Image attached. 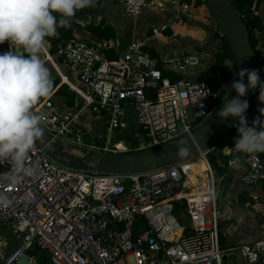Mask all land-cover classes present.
I'll use <instances>...</instances> for the list:
<instances>
[{
    "label": "built area",
    "instance_id": "obj_1",
    "mask_svg": "<svg viewBox=\"0 0 264 264\" xmlns=\"http://www.w3.org/2000/svg\"><path fill=\"white\" fill-rule=\"evenodd\" d=\"M103 3L120 5L129 18L148 7V0H95ZM260 6L257 15L264 26V0ZM165 29L161 25L151 33ZM216 34L221 51L226 37L220 29ZM255 38L263 49L264 71V30H256ZM149 43L148 38L132 41L114 60L107 59L101 47L76 37L58 48L57 56L76 73L79 87H69L82 107L68 113L51 99L43 100L34 110L46 117L44 132L53 141L82 145L85 132L78 119L89 111L106 118L107 132L103 145L90 150L126 153L178 140L214 117L228 94L201 82L170 78L198 68L199 57H155ZM5 45L9 50V42ZM223 65L235 71L233 57L225 58ZM113 136L119 141L113 142ZM214 150L210 147L193 159L151 172L100 174L65 167L36 144L28 161L35 174L15 185L0 180V193L11 201L0 207V224L17 242L0 264H16L32 250L47 252L50 264H219L224 253L218 221L227 211L217 205L215 172L205 158ZM227 156L229 167L236 157L246 163L240 183L257 185L264 193V153L230 148ZM198 163L205 169V193L183 196L185 167L196 168ZM9 168L0 164V174ZM239 252L247 264H264V238L240 246Z\"/></svg>",
    "mask_w": 264,
    "mask_h": 264
},
{
    "label": "crops",
    "instance_id": "obj_2",
    "mask_svg": "<svg viewBox=\"0 0 264 264\" xmlns=\"http://www.w3.org/2000/svg\"><path fill=\"white\" fill-rule=\"evenodd\" d=\"M230 1L242 7L251 0ZM257 2L258 11L261 9L260 0ZM80 22L85 23L86 26L81 27ZM161 25H166V29L157 35H153L151 30ZM99 26H107L111 29L113 37L109 41L101 39L90 30V27L97 28ZM57 30L67 36L64 40L65 44L72 37H76L87 44L99 46L101 49L109 47L112 49L113 60L123 53L132 41L146 38L150 40L149 47L155 57L163 55L178 57L185 54H194L199 57L200 65L198 68H191L179 75L170 76L172 79L198 81L200 74L213 64L215 53L219 51L216 34L219 29L206 8L205 0H148V7L136 18L126 17L120 5L114 3L95 4L93 7L77 11L75 16L71 18L69 25H58ZM64 45L57 44L55 50L51 51L52 45L49 42L47 44L48 51L44 59L52 73L53 89L51 94L42 98L38 104L45 99H51L58 109L68 113H76L82 107V101L78 95L70 90L69 86L79 87L77 76L56 53L57 49ZM5 51H8L5 43L0 44V54ZM101 51L104 54L103 50ZM222 67L226 70L224 65ZM233 72L235 73V71ZM261 79L264 81L263 70L261 71ZM258 97L253 101L256 112L259 108L264 107ZM84 112L80 114L78 119L80 127L87 132H92V130L97 132L94 127H91L90 130L81 125L80 121ZM93 116L101 120L100 116ZM253 119V115L250 114L249 120ZM97 133L100 135L98 140L104 143L106 138L102 137L101 133ZM236 138L237 133L219 143L211 154L215 171L219 175L217 205L221 210L227 211L218 221V243L220 250L224 253L219 264H247L239 252V247L264 238L263 190L257 185L244 186L240 183V175L246 169L245 162H241L239 166L231 167L227 164L229 159L227 151L234 146ZM101 142L93 146L101 147L98 146ZM85 145L86 147L92 146L89 140ZM201 184V179L194 185L185 184V189L182 190L181 195H203L205 191ZM0 232V236L4 239L0 243L2 247L0 249V262H2V259L17 247V242L2 224H0ZM7 244H9L8 247ZM28 253L25 257L29 264H35V259Z\"/></svg>",
    "mask_w": 264,
    "mask_h": 264
},
{
    "label": "clouds",
    "instance_id": "obj_3",
    "mask_svg": "<svg viewBox=\"0 0 264 264\" xmlns=\"http://www.w3.org/2000/svg\"><path fill=\"white\" fill-rule=\"evenodd\" d=\"M93 6L95 0H0V44L9 42V50L0 54V164L10 165L0 180L15 185L35 174L28 161L44 133L41 125L46 117L34 109L53 89L52 73L44 59L47 38L56 35L58 25H69L77 11ZM238 75L240 79L230 85L236 97L227 99L217 115L238 118V136L232 147L237 153H264V119L260 118L264 107L249 126L245 115L249 103L241 99L248 90L259 87L258 99L264 104V81L255 69H242ZM229 163L239 166V157ZM10 203L0 193V207Z\"/></svg>",
    "mask_w": 264,
    "mask_h": 264
},
{
    "label": "water",
    "instance_id": "obj_4",
    "mask_svg": "<svg viewBox=\"0 0 264 264\" xmlns=\"http://www.w3.org/2000/svg\"><path fill=\"white\" fill-rule=\"evenodd\" d=\"M205 4L218 29L225 34L233 55L235 61L233 82L240 79L238 73L242 69H255L259 73L258 60L250 45L248 30L233 3L230 0H205ZM247 82L245 76L244 83ZM257 88L248 90L241 99L247 100L250 104ZM236 95L233 89L227 99L231 100ZM248 110L249 107L246 113ZM237 123L238 118L231 116L221 118L216 114L190 135L158 147L126 153H103L89 149L85 154L80 155L69 150L68 144L53 141L45 132L36 144L48 158L65 167L100 174H138L180 164L197 157L225 138ZM182 149L187 151L182 152ZM160 256L161 252L159 258ZM16 264H29V261L23 256Z\"/></svg>",
    "mask_w": 264,
    "mask_h": 264
},
{
    "label": "trees",
    "instance_id": "obj_5",
    "mask_svg": "<svg viewBox=\"0 0 264 264\" xmlns=\"http://www.w3.org/2000/svg\"><path fill=\"white\" fill-rule=\"evenodd\" d=\"M259 0H251L248 4H244L242 7L237 5L235 2H232L236 11L239 13L240 17L242 18L247 30H248V34L250 37V45L252 47V49L254 50L257 60H258V65H259V76L261 79V71H262V61L260 59V56L262 54V47L259 44L258 39L255 38V31H263L264 30V26L262 23V19L259 15H257V7H258V2ZM256 2H257V6H256ZM198 4H200L199 2H197ZM90 30L95 33L96 35H98L101 39H105L107 41H109L112 37H113V33L111 31V29L107 26L104 27H97V28H91ZM63 33V32H62ZM61 32H59V30L56 31V35L53 37H49L47 38L48 42L52 45V48L50 49L51 51L55 50V47L58 45H64V40L67 38V36H64ZM57 49V48H56ZM103 52L106 55V57L109 60H113V56L111 55L112 49H110L109 47H103ZM227 57H233L228 44H226V42L223 44L221 51H218L215 53L214 56V62L211 66H209L205 71H203V73L200 74L198 81L197 82H201L204 83L206 85H208L210 88H212L213 90L216 89H222L226 94H230V85L232 83V79H233V75L234 72L233 71H227L224 70L222 65L224 62V59ZM262 80V79H261ZM263 81V80H262ZM259 96V87L257 88V92L256 94L253 96V98L250 101L249 104V110L248 112L245 114L249 123V126H252L253 121L260 116L259 111H255V108L253 107V101L254 99ZM224 103V102H223ZM223 103L221 104V106L223 105ZM220 106V107H221ZM219 107V109H220ZM252 114L253 115V120H249V115ZM261 119H264V117H260ZM236 129L233 128L230 133L225 136V138L221 139L219 142H217L216 144H214L211 147H216L220 142H222L223 140L232 137L235 133H236ZM213 161V160H212ZM196 168L198 169V180L202 179V174H201V170L204 172V166L202 163H199ZM205 174V173H204ZM41 254V253H40Z\"/></svg>",
    "mask_w": 264,
    "mask_h": 264
},
{
    "label": "rangeland",
    "instance_id": "obj_6",
    "mask_svg": "<svg viewBox=\"0 0 264 264\" xmlns=\"http://www.w3.org/2000/svg\"><path fill=\"white\" fill-rule=\"evenodd\" d=\"M227 44V42H226ZM162 56H160L161 58ZM217 114V112L214 114V116ZM94 114L90 113L89 111H85L84 114H83V117L81 118V125L82 126H85V128H88L91 130V127H94L95 130H97V132L101 133V136L106 138L107 136V132H106V129L104 127V124L106 122V118L105 117H101V120H99L98 118H94L95 116H93ZM98 117V116H97ZM85 134H84V137L82 138V145H67L69 150H71L72 152L74 153H77V154H85L89 149L90 147H86L85 143L90 142V144L93 146V145H97L98 143H100L101 141H99L98 139H100V135L95 132L94 130H92V132H87L85 131ZM116 141H119L117 140L116 138H114L113 136V142H116ZM224 141V140H223ZM222 141V142H223ZM220 142V143H222ZM102 142L101 144H99L98 146H102ZM212 155L211 154H208L205 156V158L210 162L213 170L215 171V167H214V164L212 163ZM202 162V161H201ZM199 164V163H198ZM192 167H185V172L189 171ZM201 174H202V179L201 181L203 182V180L205 179L206 175L204 174V172L201 170ZM218 178H219V175L218 173L215 171V180H216V188H217V185H218ZM1 234V232H0ZM7 236V234H5ZM4 241V239L0 236V243ZM15 243V242H14ZM9 246V244H7V247ZM15 246H16V243H15ZM2 247L0 246V249ZM13 248H14V245H13ZM41 253V254H40ZM29 256H32L34 259H35V264H48V262L50 261L49 260V254L47 252H40V251H37V250H32L31 252L28 253Z\"/></svg>",
    "mask_w": 264,
    "mask_h": 264
},
{
    "label": "bare ground",
    "instance_id": "obj_7",
    "mask_svg": "<svg viewBox=\"0 0 264 264\" xmlns=\"http://www.w3.org/2000/svg\"><path fill=\"white\" fill-rule=\"evenodd\" d=\"M186 167H192V168L186 172L187 181L185 184H191V185L196 184L198 181V175H199L198 169L194 168L193 166H186ZM201 187L203 188L202 184H201Z\"/></svg>",
    "mask_w": 264,
    "mask_h": 264
}]
</instances>
